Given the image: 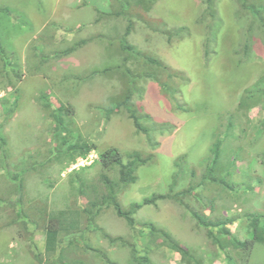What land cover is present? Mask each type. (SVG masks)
I'll return each mask as SVG.
<instances>
[{"label":"rangeland","instance_id":"obj_1","mask_svg":"<svg viewBox=\"0 0 264 264\" xmlns=\"http://www.w3.org/2000/svg\"><path fill=\"white\" fill-rule=\"evenodd\" d=\"M129 1L134 25L127 41L161 63L150 65L140 59L127 64L137 76L149 72L156 76L138 78L141 93L132 102L153 121L175 126L172 132L152 135L156 149L147 136L136 134L125 111L107 116L129 87L128 78L120 71L86 78L93 70L124 65L127 54L120 41L129 19L113 14L122 9L121 0H0V140L5 141L0 143L5 156L0 158V264H40V259L64 263L58 252L50 259L45 254V215L84 207L86 200L78 198L71 180L82 175L94 181L100 170L99 155L112 147L122 153L155 156L121 196L124 207L167 194L179 172L177 191L197 185L211 163V148L222 140L216 174L239 187L227 192L208 182L197 188L196 196L189 199L191 205L214 219L234 218L228 229L241 240L250 238L248 215L264 211V99L250 109L240 108L246 90L264 76L260 31L256 30L253 58L239 65L234 53L244 40L250 17L237 0H215V21L207 14L205 0H156L146 8ZM210 24L218 34L215 52L207 61ZM182 27L188 35L169 42L166 33ZM82 40L88 43L62 55ZM42 94L50 108L43 106ZM62 104L73 110L71 129L76 136L97 145L96 151L69 166L54 150L51 110ZM191 171L195 172L192 180ZM136 220L138 225L153 222L185 248L197 247L203 264H264V244L255 246L247 262L238 251L223 252L174 201L145 206ZM100 225L113 236L134 235L113 209L103 214ZM84 240L107 251L117 264H130L127 250L111 247L99 234L86 231L78 245L83 247ZM68 245L62 241L59 251L68 250ZM79 252L65 255L75 259ZM151 256L156 264H191L167 247L155 249ZM89 260L93 261L90 256Z\"/></svg>","mask_w":264,"mask_h":264},{"label":"trees","instance_id":"obj_2","mask_svg":"<svg viewBox=\"0 0 264 264\" xmlns=\"http://www.w3.org/2000/svg\"><path fill=\"white\" fill-rule=\"evenodd\" d=\"M122 9L113 13L115 16L126 17L129 19L125 35L121 38V49L127 56L124 58V65L110 67L103 71L93 70L86 77L91 79L98 74H108L116 71L122 72L124 78H128V88L125 94L122 95L119 101L107 110V116L125 111L131 119L135 128L136 134H144L148 138V142L153 149H156L158 143L153 140L152 135L165 132H172L175 126L170 123H157L152 120L148 114L142 113L138 107L132 102L135 95H139L141 89L136 86L138 78H156L152 73H143L135 75L133 70L127 68V64L139 63L140 59L150 65L161 66L160 61L146 57L136 48L131 45L127 38L133 30V18L131 14V2L129 0H121ZM136 6L146 8L156 0H133ZM207 4V14L213 21L216 19V9L214 8L215 0H205ZM240 10L249 15L250 23L243 32L244 40L241 46L235 51L234 56L237 58L238 64L249 62L255 52L258 37L256 30L258 29L264 40V0H237ZM146 10V9H142ZM214 24H216L214 22ZM210 24L208 37L205 42V58L207 61L215 52L217 42V27ZM169 42L175 37L183 38L188 35L186 28H179L175 33H166ZM88 40H82L72 47L63 51L62 55L67 56L76 52L79 48L85 46ZM1 52V49H0ZM2 54V52H1ZM3 56V54H2ZM6 66L9 64L5 62ZM122 68L124 70H122ZM253 89L246 90L244 97L240 102V108L250 109L251 107L263 102L264 99V76L261 77L252 87ZM261 96V97H260ZM261 98V99H260ZM41 102L45 108H50V102L45 94L40 96ZM51 117L54 122L53 140L55 143V152L59 158L66 160V164L72 165L80 158L88 157L93 151L97 150V145L76 136L75 131L71 129L73 123V110L65 104L51 110ZM0 143H5L0 140ZM223 141L219 140L214 143L211 148V163L197 185L190 186L182 191H177L176 188L180 181V172L172 177L169 192L167 194H154L144 198L142 202H133L128 207H124L121 203V196L131 187L132 184L139 180V169L143 166L151 164L155 156L154 154L145 155L140 151H131L122 153L118 148L112 147L102 152L99 155L100 170L98 177L91 181L82 175H76L71 180V188L74 190L80 199H85L84 207L78 209H61L50 211L45 215L46 238H45V254L50 259L56 253H60V259L64 260L63 264H97L95 259L100 261V264H117L112 260L107 251L99 247H93L90 243L84 240L83 247L78 245V241L85 237L86 231L99 234L111 247L127 250L130 256V264H156L151 254L155 249L167 247L170 250L181 255L185 262L191 264H203L199 257V249L197 247H183L167 230L156 226L153 222L147 221L138 225L136 215L149 205L157 206L159 202L171 200L183 206L197 222V225L207 231V238L223 252L238 251L239 255H244L246 262L248 261L253 249L257 244H264V211L251 213L248 215V234L250 238L241 240L234 236L228 226L235 222L231 217L212 218L204 212L195 210L190 203V198L196 196L198 187H205L208 182L217 186H223L227 192H234L239 185L228 180L227 177L217 176L216 169L218 168L222 156ZM3 146L0 144V149ZM3 154L0 151V158ZM5 157V156H3ZM181 159L176 163L180 167ZM73 174V173H72ZM75 174V173H74ZM73 174V175H74ZM191 180L195 178V172L191 171ZM195 194V195H194ZM200 201V200H199ZM211 212L214 209V200H211ZM16 205V204H15ZM109 209H113L117 216L124 219L127 226L134 232V235L113 236L105 231L100 225V219L103 214ZM23 215L22 210L18 211ZM138 226H140L139 229ZM138 230V231H137ZM136 234V235H135ZM62 238V239H61ZM62 241H67L69 244L68 250L61 249L59 245ZM79 252L78 258H68L65 252ZM89 256L93 261L89 260ZM40 264H59L58 261L51 263L43 262L40 259Z\"/></svg>","mask_w":264,"mask_h":264}]
</instances>
